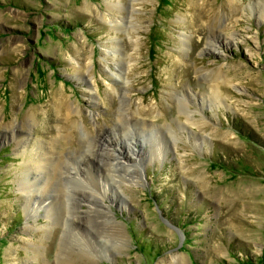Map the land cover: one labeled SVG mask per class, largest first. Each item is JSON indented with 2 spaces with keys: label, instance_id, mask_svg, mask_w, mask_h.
Wrapping results in <instances>:
<instances>
[{
  "label": "rangeland",
  "instance_id": "rangeland-1",
  "mask_svg": "<svg viewBox=\"0 0 264 264\" xmlns=\"http://www.w3.org/2000/svg\"><path fill=\"white\" fill-rule=\"evenodd\" d=\"M39 145L52 222L20 190ZM181 262L264 264V0H0V264Z\"/></svg>",
  "mask_w": 264,
  "mask_h": 264
},
{
  "label": "bare ground",
  "instance_id": "bare-ground-1",
  "mask_svg": "<svg viewBox=\"0 0 264 264\" xmlns=\"http://www.w3.org/2000/svg\"><path fill=\"white\" fill-rule=\"evenodd\" d=\"M259 17H263V13L262 12L259 14ZM208 41H209L207 43V46L209 48L208 51L211 52L212 50H210V49L213 46V41L212 40H208ZM117 66H118V68L120 70L123 71V68L121 69V67L119 66V64ZM116 72L117 73H114L115 76H116V78L122 79V73H120V71H118V70H116ZM122 96H123V99H126L125 93H123ZM214 96L215 97H218V92L215 91ZM124 112H125V110H124ZM69 114H70V107H67V109H66V115H69ZM131 118H132L131 120H132L133 123L134 122L135 123L137 122V120L133 116H131ZM122 123H124V126L126 124L129 125V123L124 122V121H122ZM129 133H130V135H129ZM87 134H85V135L83 134V135L87 137ZM127 135H129L130 136V140L132 142L135 141V144H136V141H137V140H135V135L136 134H133L132 135L131 132L129 131L127 133ZM119 137H121V139H124L125 140L124 135H120ZM119 137L117 138V137L113 136V138L116 139V140H114V143L116 144V146H118V144H120V142L121 143L123 142L121 139H119ZM126 145H127L126 147L121 148L122 149V151H121L122 157H117L115 155H112L113 154L112 152H111V154H109L110 156L108 155L110 157V159H112L110 161V163H109V166L112 164L113 161H117L118 160V162H119V159L120 158H121V160H122V158L123 159L125 158L128 161L131 160L132 161V165H127V166H125L123 164H121V165L126 168V171L127 172L130 171V170H132L133 174H135L134 177L136 179H139L138 178L139 177L138 175L140 173H139V167H138V160H139L138 159V155L144 154L146 150H142V147H143L142 144L141 145L140 144L138 145L139 148H137V150H136V145H133L132 146V150H129L131 148H129V144H127V141H126ZM16 147H18L20 149V153H25L27 151V139L25 138L24 140L18 141L16 143ZM39 151H41V153H42L41 154V157L40 156L38 157V155L35 154L33 156L32 160H31L33 162V164H34L33 165V168L27 169L26 172L24 171V173L22 174L23 175L22 176V180L23 181H22V184L19 183L20 184V190H21V192H23L22 194H24L23 195V198H24V201H25V208L27 210V213L34 214V215H37V213H43V216L46 217L50 222H52L53 219H54V213H53V211L51 209V205H49V204L48 205H43L44 207H42L41 204L44 203V202L41 201L40 199H38L37 198V195L38 194H40V195L47 194L48 189H51V187L54 186L52 184L56 181V179L58 180V175H61L60 170L58 171V174H57V171L56 170H54L55 172L52 173L51 169L54 167V165H56L57 163H59V157H62V156L52 154V152L48 148H46L45 146H43V145H39ZM76 153H77V151L74 152V153H72V154L73 155L74 154L76 155ZM56 156H58V157H56ZM131 156H133V157L131 158ZM72 164H73V162H72ZM112 167H115V166L112 165ZM75 168H76V166L75 167L72 166L71 169L75 171ZM132 172L130 171V173H132ZM134 177H132V178H134ZM116 188H117V191H118L119 194H123V190L120 189V187L116 186ZM57 193L59 195V193H60V190L59 189H57ZM101 196H102L103 200L100 201V199H98L97 197H96V199H97V202H99V205H98L99 210L98 209L97 210L99 212H102V213H104L106 215L105 216V224L106 223L107 224L105 226L106 230H105L104 233L108 237H110L112 239V241L115 242L117 245H121V242L123 243V241H124V235H123V233H122V231L120 229V226L117 223H115V222L111 223L113 221V219H112L113 217L111 215H107L108 212H109V205H107L105 203V201H104V194H102ZM112 196H113V194H112ZM27 218L28 219H34V218H30V217H27ZM61 218H62V216H61ZM106 218H107V220H106ZM181 264H182V262H181Z\"/></svg>",
  "mask_w": 264,
  "mask_h": 264
}]
</instances>
